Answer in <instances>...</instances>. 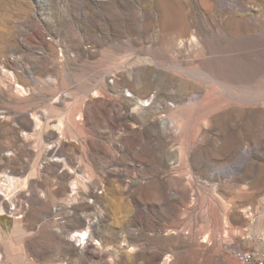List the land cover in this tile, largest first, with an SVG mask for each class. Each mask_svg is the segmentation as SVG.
<instances>
[{
	"label": "rangeland",
	"instance_id": "1",
	"mask_svg": "<svg viewBox=\"0 0 264 264\" xmlns=\"http://www.w3.org/2000/svg\"><path fill=\"white\" fill-rule=\"evenodd\" d=\"M4 202L0 264H264V0H0Z\"/></svg>",
	"mask_w": 264,
	"mask_h": 264
},
{
	"label": "built area",
	"instance_id": "2",
	"mask_svg": "<svg viewBox=\"0 0 264 264\" xmlns=\"http://www.w3.org/2000/svg\"><path fill=\"white\" fill-rule=\"evenodd\" d=\"M235 256L241 264H257V256L253 251L237 250Z\"/></svg>",
	"mask_w": 264,
	"mask_h": 264
},
{
	"label": "bare ground",
	"instance_id": "3",
	"mask_svg": "<svg viewBox=\"0 0 264 264\" xmlns=\"http://www.w3.org/2000/svg\"><path fill=\"white\" fill-rule=\"evenodd\" d=\"M19 87H22V86H19ZM23 89H24V87H23ZM7 207H8V205L5 202L3 204H1L0 205V212L1 213L2 212H6V208ZM74 236L78 237L79 241H80V244H82V241L85 242L86 239H88V231H76L75 234L73 235V238H74ZM71 239H72V237H71ZM1 258H2V253L0 254V261H2Z\"/></svg>",
	"mask_w": 264,
	"mask_h": 264
}]
</instances>
